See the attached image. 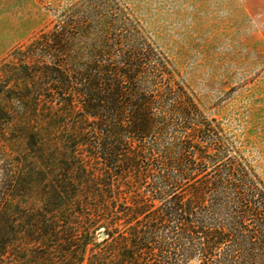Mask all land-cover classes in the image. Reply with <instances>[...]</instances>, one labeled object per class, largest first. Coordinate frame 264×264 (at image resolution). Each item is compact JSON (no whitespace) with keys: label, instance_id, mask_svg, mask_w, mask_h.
<instances>
[{"label":"trees","instance_id":"1","mask_svg":"<svg viewBox=\"0 0 264 264\" xmlns=\"http://www.w3.org/2000/svg\"><path fill=\"white\" fill-rule=\"evenodd\" d=\"M92 3L85 30L42 33L0 66V140L20 148L13 189L51 175L40 180L27 261L45 264L58 218L71 220L69 184L59 191L50 164L64 142L85 147V165L73 169L79 154L66 151L61 168L85 171V264H264L263 182L231 156L220 126L138 24L119 6L114 16L109 3Z\"/></svg>","mask_w":264,"mask_h":264},{"label":"rangeland","instance_id":"2","mask_svg":"<svg viewBox=\"0 0 264 264\" xmlns=\"http://www.w3.org/2000/svg\"><path fill=\"white\" fill-rule=\"evenodd\" d=\"M94 1L109 3L114 16L119 6L138 24L174 65L207 118L220 126L231 156L243 161L264 184V0H0V66L42 33L61 30L67 24H72L68 27L71 33L85 30V11ZM21 106L8 107L17 114ZM67 130L64 127L63 132ZM71 144L61 142L53 147L50 164L55 185L62 192L60 186L69 184L72 205L66 212L71 220L67 224L58 218L45 264H85L80 247L85 242V171L66 176L61 170L66 166L62 155L66 151L79 154L74 162L70 160L73 169L78 163L85 165V147ZM15 152L20 148L0 140L3 260L5 264H29L38 243L29 237L27 228L38 222L40 180H51V175L31 176L26 191L15 193L21 168ZM32 165L39 173L42 166ZM65 230L76 232L77 237L65 241ZM100 233V240L105 239L106 234L101 238ZM187 264L201 261L195 258Z\"/></svg>","mask_w":264,"mask_h":264},{"label":"water","instance_id":"3","mask_svg":"<svg viewBox=\"0 0 264 264\" xmlns=\"http://www.w3.org/2000/svg\"><path fill=\"white\" fill-rule=\"evenodd\" d=\"M100 236H101V238H105V233L104 232H101L100 233Z\"/></svg>","mask_w":264,"mask_h":264}]
</instances>
